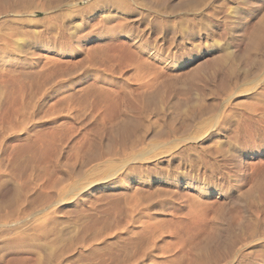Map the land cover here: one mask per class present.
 Wrapping results in <instances>:
<instances>
[{
  "label": "rangeland",
  "instance_id": "374dc122",
  "mask_svg": "<svg viewBox=\"0 0 264 264\" xmlns=\"http://www.w3.org/2000/svg\"><path fill=\"white\" fill-rule=\"evenodd\" d=\"M243 7L0 0V264H195L205 244L204 264H264V43L239 56L226 24ZM210 47L232 57L195 69Z\"/></svg>",
  "mask_w": 264,
  "mask_h": 264
},
{
  "label": "bare ground",
  "instance_id": "6f19581e",
  "mask_svg": "<svg viewBox=\"0 0 264 264\" xmlns=\"http://www.w3.org/2000/svg\"><path fill=\"white\" fill-rule=\"evenodd\" d=\"M13 1L14 2L25 1L29 3L30 7H33V0H13ZM88 1L91 2V7L96 8V9L106 7L110 5L111 3L121 4L122 2H124V0H112V1L111 0H88ZM237 1L239 5L244 6L242 8L241 14L240 15L236 14V16L238 15L239 16L235 19H227L226 24L228 25V28L231 30V36L233 40L239 43L237 45H240V48H242L241 55L239 54V56H244L247 59L250 55L254 54L256 51L258 52L260 45L264 43V10H263L264 0H246V1L244 0L245 2H243V0H237ZM140 16H143V15L141 14ZM248 18H250L252 21L255 22L254 27L252 26L250 27V23L248 26V23H247ZM202 33H200V35H202ZM230 57H232V53L228 49H218L215 47H210L206 50V53L204 55H201V56L199 55L196 58L197 64L194 68L198 69L201 65L206 64L209 69L214 70L221 63L224 64V61L226 62V60H228ZM150 134H151L150 132H147V135H150ZM236 195L241 199L244 198V196L239 192ZM252 195H248V197L251 198ZM210 240H211L210 241L211 243L215 239L211 238ZM206 255H209V252H208V246L205 244V246H202L197 250L198 259L197 261L195 260V264H204L202 257Z\"/></svg>",
  "mask_w": 264,
  "mask_h": 264
}]
</instances>
